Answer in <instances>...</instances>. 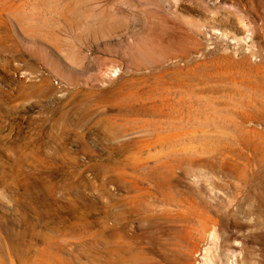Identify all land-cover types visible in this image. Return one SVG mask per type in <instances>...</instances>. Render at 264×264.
<instances>
[{
  "label": "rangeland",
  "instance_id": "rangeland-1",
  "mask_svg": "<svg viewBox=\"0 0 264 264\" xmlns=\"http://www.w3.org/2000/svg\"><path fill=\"white\" fill-rule=\"evenodd\" d=\"M264 264V0H0V264Z\"/></svg>",
  "mask_w": 264,
  "mask_h": 264
},
{
  "label": "bare ground",
  "instance_id": "bare-ground-1",
  "mask_svg": "<svg viewBox=\"0 0 264 264\" xmlns=\"http://www.w3.org/2000/svg\"><path fill=\"white\" fill-rule=\"evenodd\" d=\"M117 255L116 254H114V258H113V262H114V264H117L116 262H117ZM217 264H226L224 261H223V259H220V261L219 262H217ZM227 264H229V261H227ZM235 264H238L237 262H235Z\"/></svg>",
  "mask_w": 264,
  "mask_h": 264
}]
</instances>
